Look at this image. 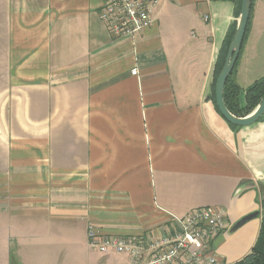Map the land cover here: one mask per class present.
<instances>
[{
	"label": "crops",
	"instance_id": "obj_1",
	"mask_svg": "<svg viewBox=\"0 0 264 264\" xmlns=\"http://www.w3.org/2000/svg\"><path fill=\"white\" fill-rule=\"evenodd\" d=\"M102 5L0 0V264H133L92 248L90 225L148 248L144 262L181 232L175 217L208 207L226 219L208 254L242 260L264 217V118L234 128L214 101L235 4L162 0L134 38ZM242 59L243 103L264 75Z\"/></svg>",
	"mask_w": 264,
	"mask_h": 264
},
{
	"label": "built area",
	"instance_id": "obj_2",
	"mask_svg": "<svg viewBox=\"0 0 264 264\" xmlns=\"http://www.w3.org/2000/svg\"><path fill=\"white\" fill-rule=\"evenodd\" d=\"M162 0H103L100 18L109 23L115 36L134 38L154 24V9ZM264 1V0H263ZM209 17L205 16L207 20ZM134 74L138 69L132 70ZM181 232L172 238L156 240L152 255L142 262L148 248L134 239L102 236L92 225L89 226V244L103 254L127 253L133 264H225L216 255L208 254L209 242L226 227L225 212L215 207L195 210L188 217H175ZM183 252L186 261L181 260Z\"/></svg>",
	"mask_w": 264,
	"mask_h": 264
},
{
	"label": "trees",
	"instance_id": "obj_3",
	"mask_svg": "<svg viewBox=\"0 0 264 264\" xmlns=\"http://www.w3.org/2000/svg\"><path fill=\"white\" fill-rule=\"evenodd\" d=\"M217 1V0H216ZM219 1H230L235 4V13L236 17H239L240 12H241V4L242 0H219ZM254 4V0H253ZM252 15H253V6L251 10V16H250V21L249 25L247 28L244 44L246 43V40L249 35L250 31V26L252 23ZM236 31V24L232 26V28L229 30V32L226 35L225 38V43H224V49L222 54L220 55V59L218 61L217 69H216V75L213 83V94H214V101L216 102V83L217 79L220 75V72L224 66L226 57H227V52L228 48L230 46V43L234 37ZM243 48L241 51V54L238 58V61L241 58ZM237 61V63H238ZM237 63L235 65V68L233 70V73L229 77L226 87H225V92H224V99L226 102V105L228 109L235 115L237 116H246L254 111V109L261 103L263 97H264V76L255 80L250 86H248L244 91H245V103L241 104L240 100V95L243 91V89L234 81V73L236 71ZM261 118H264L261 117ZM232 125V124H231ZM234 128H237L238 126L232 125ZM11 264H18L17 259L12 253L11 255ZM234 264H264V217L262 218V223H261V228H260V233L258 236V239L253 246L252 250L250 251L249 254H247L242 260L234 263Z\"/></svg>",
	"mask_w": 264,
	"mask_h": 264
},
{
	"label": "water",
	"instance_id": "obj_4",
	"mask_svg": "<svg viewBox=\"0 0 264 264\" xmlns=\"http://www.w3.org/2000/svg\"><path fill=\"white\" fill-rule=\"evenodd\" d=\"M253 6V0H242L241 4V12L238 17V24L236 27V31L234 37L230 43L228 48L227 57L224 63V66L220 72V75L217 79L216 83V104L224 119L235 126H249L256 123L261 117L264 116V97L261 103L254 109V111L246 116H237L233 114L227 107L224 92L226 83L233 73L235 65L238 61V58L241 54L247 28L250 21L251 10ZM264 184L261 185L262 188ZM264 216V209H263Z\"/></svg>",
	"mask_w": 264,
	"mask_h": 264
},
{
	"label": "rangeland",
	"instance_id": "obj_5",
	"mask_svg": "<svg viewBox=\"0 0 264 264\" xmlns=\"http://www.w3.org/2000/svg\"><path fill=\"white\" fill-rule=\"evenodd\" d=\"M261 13V17L255 22L254 29L249 33L243 48V61L248 71L258 65V73L255 75H264V1L255 0L254 2ZM251 28V26H250ZM250 77H254L253 72L249 73ZM245 101L241 104H244ZM259 203L264 209V186L259 192Z\"/></svg>",
	"mask_w": 264,
	"mask_h": 264
}]
</instances>
